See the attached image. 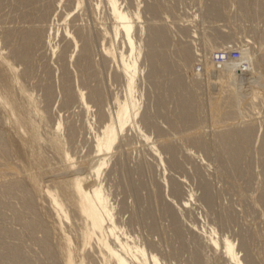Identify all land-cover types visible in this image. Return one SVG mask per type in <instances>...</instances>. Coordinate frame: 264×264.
I'll use <instances>...</instances> for the list:
<instances>
[{
    "label": "rangeland",
    "instance_id": "obj_1",
    "mask_svg": "<svg viewBox=\"0 0 264 264\" xmlns=\"http://www.w3.org/2000/svg\"><path fill=\"white\" fill-rule=\"evenodd\" d=\"M119 1L130 11L135 10L139 4L143 11L141 22L146 26L153 24L162 33L165 32L164 40L157 41L156 45L168 62L165 74L160 73L158 78L155 77L153 72L159 64H154L146 55L149 33L139 36L136 31L145 48L139 58V76L136 77L134 94L140 103L138 117L144 121L141 123L142 131L132 128L134 132H128L131 127H126L125 133L128 134L124 143L127 146H123L124 151H120L122 153L119 155L110 156V163L97 179V184L102 183L108 200L115 209L118 225L124 229L122 238L125 237L131 243L150 246L162 264H228L222 254L223 248H214L209 241V232L215 229L216 238L223 242L227 237L234 242L237 251L240 250V264H264V0ZM42 2L44 4V1H39L35 6L42 5ZM52 4V8L57 5L54 0ZM70 5L65 6L66 10L71 11ZM8 7L9 9L6 5L1 9L4 13L7 12L6 16L0 12V26L5 24L0 27L1 32L5 27L14 32L16 27L18 29L23 26L18 29L21 31L25 24L32 26L35 23L32 18L29 19L30 23L24 18L20 19L21 16L18 17L17 13L21 10H16L12 4H8ZM64 9H60L63 12L59 10L60 16L65 13L62 18L69 12ZM53 10L50 12L53 13ZM14 12H17V17L13 16L16 15ZM85 12L75 13L80 14L79 17L82 18L78 22L84 26H90L93 22L92 25L98 26L102 15L104 17V10L98 12L101 16L98 19L95 16L98 15L97 10ZM50 14L47 16L49 19L52 17ZM4 17H11L15 21ZM47 17L42 23L46 30L48 23L45 21L49 20ZM84 19L87 21L84 22ZM8 23L11 27L15 23V28L13 26L12 29ZM44 23H47L46 28ZM18 31L14 32L16 36ZM136 33L134 34L137 36ZM118 40L116 43H119L120 48L115 43L119 48L118 52L125 51L122 39ZM94 42H97L94 48L98 50L94 52V61H100L102 41ZM59 43L63 44L62 41ZM1 44L0 51L8 52ZM181 46H186L187 53L190 52L187 54L190 56L188 60L182 58L181 51L179 53ZM49 48H41L40 52L37 50L34 53L29 66L30 69L32 67L30 73H22L26 66L21 62L14 61V65L23 74L22 83L38 101L46 116V122L40 129L42 134L51 132L59 119L74 128L75 134L66 146L77 162V167L83 170L95 155V134L101 133L105 125V121L96 119L95 114L110 108L113 111L112 107L117 106V101L124 94V77L114 61L110 65L109 62H94L97 65L94 64V69L90 70L95 74L89 83L99 86L102 97L98 106L90 104L91 113L85 115L75 101L64 103L61 76L57 78L61 73L57 74L59 69L55 67L59 66L56 63L57 57H51ZM227 49L240 50V59L215 65L211 60L212 56ZM117 50L119 56L121 52L118 53ZM68 54L70 53L67 56ZM48 58H52L54 62ZM46 67L52 70L49 69L47 75ZM72 69L74 73L67 76V83L74 91L87 92L80 73L76 69L78 77L74 67ZM2 73L0 66V84L4 78L8 80V75ZM216 75H221L220 81H217ZM45 84L53 89L49 102L45 100ZM176 85L179 90H174ZM13 87L12 90L16 91L17 87ZM17 96L22 102V97ZM182 99L189 103L187 111L190 114L186 111L184 113L186 118L191 119L192 116L190 123H186L187 119L182 115L184 113H179L178 107ZM1 111L0 109V251L5 252V248L9 247L17 250L23 261L29 264H62L63 255L59 251L61 236L70 233L73 245L79 247L77 230L80 223L75 220L77 214L72 210V222L76 223L74 226L70 221L64 224L66 228L63 226V229L66 231L56 227L55 213L50 208L48 199L35 195L29 178L26 177L28 174L26 175L23 167L29 155L28 146L21 143L20 133L11 124H6L3 119L6 113ZM90 121L92 125L89 126ZM67 129L64 128L65 133H62L65 136L68 134ZM157 130L161 132L160 135L163 133L162 137L157 135ZM142 135L149 137L150 142L144 140ZM192 136L196 140L191 139ZM165 139L172 144V152H167L162 147L166 144L160 141ZM152 143L159 144L158 150L165 161L163 164L157 159L156 152L151 150L154 146ZM42 146L44 155L50 158L51 166H54L45 167L42 174L35 172L44 190L51 183L49 176L58 175L62 171L55 169L61 165L58 156L48 145ZM9 179H16L19 182L18 188H9ZM157 182L162 183V186L159 187ZM172 187L179 191L173 192ZM189 194H194V199H190ZM170 210L174 213L172 217ZM24 222H34L36 227L29 230ZM92 244L94 246V240ZM44 247H47V253ZM96 249L95 246L86 247L77 252L76 256L80 258L76 257V262L84 260L85 264H97L99 255ZM5 261L0 258V264H6Z\"/></svg>",
    "mask_w": 264,
    "mask_h": 264
},
{
    "label": "bare ground",
    "instance_id": "obj_2",
    "mask_svg": "<svg viewBox=\"0 0 264 264\" xmlns=\"http://www.w3.org/2000/svg\"><path fill=\"white\" fill-rule=\"evenodd\" d=\"M39 1H44V4L42 2V5L39 3L40 5L35 6V3H38ZM54 1L57 5L55 6L54 4L55 7L52 8V0H0V10L6 5L9 9L8 4H12L13 8H17L16 10H21L20 12L17 11L21 13V15H19V13L17 12H14L15 14H18V17L21 16L20 19L24 18V20L26 19L30 23L31 20L29 19L32 18V21H35V23H37H34L35 25L31 24L32 26H26L25 24V28H21L23 29L21 31H18V29L23 26H19L17 29V27L15 28L14 26L15 23L12 25V27L8 23L12 29L14 26L15 31L17 30L19 32L17 33L18 36H16L14 34L15 31L12 32L9 27H5L3 32H1L0 30V44L2 43L5 46V48L3 46V49H8V52L7 50H3V52L6 53L0 51V66L3 72L2 74L8 75V80L4 78V81L2 82V84H0V109L2 110L1 112L4 111L6 113L5 118H3L2 116L6 124H11V126H13V128L18 133H20L21 143L28 146L27 148L29 150V155L28 158L24 161L25 166L23 167L26 171V175L28 174L26 177L27 179L29 178L28 180L32 185L31 188L34 194L42 195L43 198L45 197L48 199L51 206L50 208L55 213V223L58 229L64 230V224L69 221L71 222L72 226H74L73 224H75L76 222L74 220L73 221L75 223L72 222V214L74 213H71L72 210L77 214V217L75 216V220L80 223L77 230V235L80 239L79 247L76 248L73 245L71 234H64L66 233L64 232L66 230H64V233H62L64 235L61 236L62 242L60 241L61 246L59 248L61 256L63 255L62 264H85V262H83L84 260H79L78 263L76 262L77 252L86 249V247L93 248L94 246L95 248H97L96 250H98L99 255V257L97 258L99 259V262L97 261V264H162L159 256L154 253L153 249H151L150 246H146V244H138L135 242L131 243L129 242V240L125 239L124 236V238H122V234L124 235V229L122 230L121 226L118 225V222L115 218V209L109 202L108 195L106 194L102 183L98 181L101 184H97V179L100 177L101 172L103 173L104 167L108 164V162L110 163V156L115 154L119 155L124 151H122L123 146H127L125 145L127 143H124L125 139H127L128 134L125 133V130L127 131L126 127H131L128 129V132H131V130L133 129H140L142 125L141 123L144 122L138 117L140 114V103L139 99L134 95L136 92V77L139 76H137V74H139V58L145 51L141 40L142 38L140 39L139 36L140 34H143L145 32L149 33V38H147L146 41V55L149 59L152 60L154 64H159V67L157 66L156 68L158 72L156 73V70L153 72L155 74L154 76H157L158 78V74H163L168 69V62L167 60L165 61L162 50L158 49V46L156 45L157 41L164 40V36H166L165 32L163 31L162 33V30L160 31V28H157V26H153V24L146 26V24L144 25L141 22L143 17L141 16V13L143 11L142 9H140L141 7H139V4L136 6L135 10L130 11L125 5L123 6L124 3H121L119 0ZM91 2H94V4H92ZM70 4L72 5L73 9L70 7L71 11L69 9L66 10L65 6H68ZM63 7H65V9ZM59 8L66 11L69 10L64 18L62 17L65 13L60 16V11H63ZM52 9H54L53 13L50 12ZM75 10L77 11L74 12ZM89 10H97L96 13L98 15H95L98 16L97 19L100 16L99 13L103 12L104 10V17L103 15V18L100 16V27H98L99 25H92L94 23L93 21V23H90V26L79 24V19L82 17H79L80 14L76 15L75 13H84L85 11ZM0 12L2 13L3 11L1 10ZM72 12H74L73 15ZM3 13L2 15L6 16L7 12H5L6 14ZM49 13H51L50 15H52L50 19L49 17H47ZM17 14L12 15L17 17ZM82 15L85 17L84 14ZM46 17L49 19H47L48 21H45L48 23L47 30L43 28L42 24ZM9 18L7 19L10 20ZM34 18L36 20H34ZM12 19L13 18H11V20ZM94 20H96V18H94ZM86 21L87 20H85L84 22ZM144 22H146V20ZM47 23H44V26L47 25ZM107 23L109 26L107 25ZM3 25L5 26V24H2V26ZM2 26L0 27L2 28ZM136 31L139 32V36ZM134 33H136L137 36ZM118 37L122 39L123 47L125 46V51H119L121 52L120 54H118L119 56H117L116 53V50L118 48L117 45L120 41L118 40ZM136 37H138L139 39ZM96 39L102 41V44H100L102 45L100 46L102 47V49L100 48L101 50H99V60L102 63L106 64L109 62V65L113 61L117 64V68H120L119 70H121L119 73L122 72L121 75L122 77H124L123 81L125 82V89L123 88L124 94L123 97L121 96L120 100L117 101V106L115 108L111 106L113 108V111H110L111 108L109 107L110 109H107L105 112L98 111V113L95 114L97 116L96 119L105 121V125H103L101 133H97L98 135L95 134V139L93 140V152L95 155H93L91 160L89 159L90 161L87 163V165L85 164V168H82L83 170H80V168H78L76 165L77 162L74 161L75 159L73 160L74 157L70 155V152L67 148V143L70 142L68 140L73 138L75 134L74 128L65 124L66 122H64L63 119H59L55 125V128H51V132L48 131V133L42 134L43 132H41V126L43 123L45 124L46 116L43 114V110L38 105V101L35 100L32 94L29 93L25 85L22 83L21 74H27L28 72L30 73L32 67L30 69L29 66L30 62L33 61L32 58L34 56V53H36L37 50L40 52L41 48L47 49L49 46L50 48L48 49V51L49 53H51V57L53 55L57 57V62H55L59 66L55 67L59 69V72L57 74L61 73V75H58L57 78L61 76L60 79L62 81H60L61 84H59L62 87L61 90L64 103L75 101L76 103H78L82 112L85 115H88L91 113V107L98 106L102 97V92L99 86L91 85L92 83H89V80L93 78L95 74V72H93V70H90V68L94 67V64L97 65L94 62H100L96 60L94 61L93 57L94 52H98V50H95L94 48V45L97 44V42L96 44H94V41H97ZM136 39H138V41ZM117 40L118 44L116 43ZM61 41L63 42V44L61 43L60 45L59 42ZM180 49L178 51L179 53L181 51V53L183 54L182 58L188 60L190 56L188 55V57L187 54H190V52L187 53L186 46H181ZM43 53L44 52H42V54ZM45 53L48 57L47 51ZM67 53L70 54H68L67 56ZM50 59L52 60V58ZM53 59L56 60L54 57ZM54 60L52 61L54 62ZM14 61L21 62L26 66L24 68L25 70H22V73L21 71L19 72V70H17V68L15 67L16 65H14ZM70 67H74L76 75L77 71L80 73V79L82 83L86 85L87 92L84 93L82 90L74 91L71 88L72 86L70 87L69 83H67V76L70 77L71 73H74V71H71L73 70L72 68L70 70ZM49 69V67H46V75L48 74ZM51 71H49V73ZM119 73H117V75ZM117 75L115 74V76ZM77 76L79 77V74ZM119 76L120 75H118V77ZM215 77L217 81L221 80V75H216ZM178 83L180 84V82ZM47 85L45 84V86ZM13 86L17 87V92L15 91V89L12 90V88H14ZM174 90H179L177 85L175 86ZM44 92L46 98L45 100H48L49 102V100H51L53 96L52 86H47ZM17 94L20 95V98L22 97V102L21 100H18L19 98ZM182 100L183 101L180 100V104L178 107L179 113L181 112V114L185 111L187 113V110L190 108L187 100ZM186 113L182 115L185 116V120L187 119L186 123H190L192 121V116L190 117L191 119L186 118ZM188 113L190 114V112ZM187 117H189V115ZM90 125H92L91 121L89 122V126ZM64 128H68V134L66 136L63 135L65 133ZM134 130L132 132H134ZM157 131L159 132V130ZM158 132L157 135H160L161 132ZM162 134L160 135L161 137ZM142 136H144V140L150 142V140H148L149 137H147L146 135ZM191 139L196 140V137L192 136ZM158 143H155L156 145L152 143L154 144V146L151 150H154V152H156L155 154H157V159L159 160L160 164H163V162L165 161L164 157H162L161 155V152L158 150L160 149L158 148ZM160 143H165L166 145L162 147H165V150L167 152H172V144L167 142L166 139L162 142L160 141ZM43 144L48 145L49 148H51L52 151L58 156L61 165H59V167L57 166V168L55 169L56 171H62V173L58 175L49 176L51 179V183L48 184L44 190L41 188L38 174H36L35 172L37 171L38 173L42 174L43 172H45L46 168H50L53 165L51 166L49 160L50 158L48 159V157H46L43 153ZM1 147L2 144L0 143V148ZM161 184L162 183L157 182V185L159 187L162 186ZM8 185L9 188H18L19 182L16 179H9ZM172 190L173 192L179 191L176 187H172ZM189 195L190 196L188 197H190L191 199L194 194ZM190 199H187V202H190ZM173 214L174 213L172 212V210H170L171 217L173 216ZM24 224L29 230H33L36 227V224L34 222H24ZM216 235L217 232L215 231V229H212L211 232H209V241L212 246L214 248H223L224 252L222 254L225 256V260L228 261V264H240L242 262L240 259L241 256L239 257L240 250L239 252L237 251L234 242L227 237H225V239H223L224 241L222 242L220 239L216 238ZM92 240H94L95 242L94 246L93 244L91 245ZM9 248H5V252L0 251V258H2L3 261H5L6 259V264H29L28 262L23 261L20 253L17 250ZM44 248V251L47 253V247ZM78 258H80V256L77 257V259Z\"/></svg>",
    "mask_w": 264,
    "mask_h": 264
},
{
    "label": "built area",
    "instance_id": "obj_3",
    "mask_svg": "<svg viewBox=\"0 0 264 264\" xmlns=\"http://www.w3.org/2000/svg\"><path fill=\"white\" fill-rule=\"evenodd\" d=\"M241 56L240 50L233 49V50H223L215 53L211 60L215 65H220L225 61H235L238 60Z\"/></svg>",
    "mask_w": 264,
    "mask_h": 264
}]
</instances>
